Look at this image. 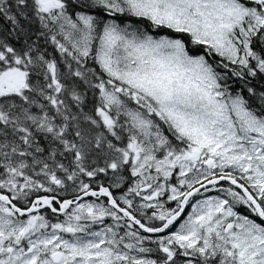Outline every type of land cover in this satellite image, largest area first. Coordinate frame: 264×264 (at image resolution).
Here are the masks:
<instances>
[{
  "label": "snow or ice",
  "instance_id": "1",
  "mask_svg": "<svg viewBox=\"0 0 264 264\" xmlns=\"http://www.w3.org/2000/svg\"><path fill=\"white\" fill-rule=\"evenodd\" d=\"M0 264H264V0H0Z\"/></svg>",
  "mask_w": 264,
  "mask_h": 264
}]
</instances>
